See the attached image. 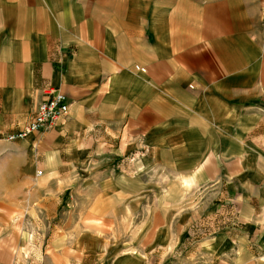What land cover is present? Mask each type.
Masks as SVG:
<instances>
[{
    "label": "crops",
    "instance_id": "obj_1",
    "mask_svg": "<svg viewBox=\"0 0 264 264\" xmlns=\"http://www.w3.org/2000/svg\"><path fill=\"white\" fill-rule=\"evenodd\" d=\"M41 256L264 264V0H0V264Z\"/></svg>",
    "mask_w": 264,
    "mask_h": 264
},
{
    "label": "built area",
    "instance_id": "obj_2",
    "mask_svg": "<svg viewBox=\"0 0 264 264\" xmlns=\"http://www.w3.org/2000/svg\"><path fill=\"white\" fill-rule=\"evenodd\" d=\"M136 70L146 72V69L140 66H136ZM43 92L45 97L40 102L38 110L32 119L18 132L6 135V141H22L31 134L46 132L52 129L59 121L68 117L70 113L68 96L53 88H46Z\"/></svg>",
    "mask_w": 264,
    "mask_h": 264
},
{
    "label": "rangeland",
    "instance_id": "obj_3",
    "mask_svg": "<svg viewBox=\"0 0 264 264\" xmlns=\"http://www.w3.org/2000/svg\"><path fill=\"white\" fill-rule=\"evenodd\" d=\"M154 179H155V178H154ZM155 182H160V179L157 178V181L155 180ZM192 205H193V204H192ZM155 210H157V209H154V211H155ZM41 243H43V241H41ZM34 244H35V242H34ZM25 259L29 260L30 257H29V258H25ZM39 260L41 261L42 264H44V263L46 262V257H45V256H41V257L39 258Z\"/></svg>",
    "mask_w": 264,
    "mask_h": 264
}]
</instances>
